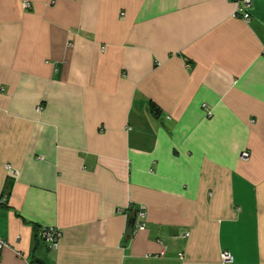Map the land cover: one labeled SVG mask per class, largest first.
<instances>
[{
  "label": "crops",
  "instance_id": "crops-1",
  "mask_svg": "<svg viewBox=\"0 0 264 264\" xmlns=\"http://www.w3.org/2000/svg\"><path fill=\"white\" fill-rule=\"evenodd\" d=\"M234 9L0 0V264H264V0Z\"/></svg>",
  "mask_w": 264,
  "mask_h": 264
},
{
  "label": "built area",
  "instance_id": "built-area-1",
  "mask_svg": "<svg viewBox=\"0 0 264 264\" xmlns=\"http://www.w3.org/2000/svg\"><path fill=\"white\" fill-rule=\"evenodd\" d=\"M234 3L235 9L232 17L235 19H241L243 22L248 23L250 21V9L252 7V0H231ZM22 7L25 10H29L31 5L27 1L22 2ZM264 53V47H263ZM205 108V106H203ZM240 159L246 161L249 159V153L243 152L240 155ZM146 212L144 207H138L135 210L134 221H133V231L142 230L145 228ZM38 236L40 239L51 249H56L59 247L60 240L62 237V232L56 227H44L38 231ZM6 246V243L0 240V249ZM19 257L21 254L17 253ZM181 258L182 255H179ZM221 259L224 263H232L233 258L228 252H223L221 254ZM24 264H31L29 261H25Z\"/></svg>",
  "mask_w": 264,
  "mask_h": 264
},
{
  "label": "water",
  "instance_id": "water-1",
  "mask_svg": "<svg viewBox=\"0 0 264 264\" xmlns=\"http://www.w3.org/2000/svg\"><path fill=\"white\" fill-rule=\"evenodd\" d=\"M133 221H134V219L132 218V219L130 220V224H132V223H133Z\"/></svg>",
  "mask_w": 264,
  "mask_h": 264
}]
</instances>
